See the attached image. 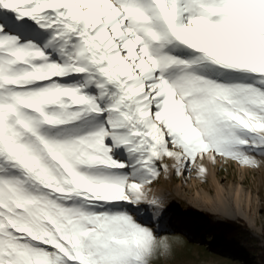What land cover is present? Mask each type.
Returning <instances> with one entry per match:
<instances>
[{"label": "snow or ice", "instance_id": "6c2138e0", "mask_svg": "<svg viewBox=\"0 0 264 264\" xmlns=\"http://www.w3.org/2000/svg\"><path fill=\"white\" fill-rule=\"evenodd\" d=\"M206 159L264 167V0H0V264H167Z\"/></svg>", "mask_w": 264, "mask_h": 264}, {"label": "rangeland", "instance_id": "374dc122", "mask_svg": "<svg viewBox=\"0 0 264 264\" xmlns=\"http://www.w3.org/2000/svg\"><path fill=\"white\" fill-rule=\"evenodd\" d=\"M204 165L208 169L206 179L198 178L195 173L177 177L173 172L167 177L162 174L152 187V197L164 198L161 207L165 212L157 226L165 235L182 241L175 257L167 264H264L260 260V256H264V167L251 169L223 159L213 164L206 159ZM213 173H216V178L212 176ZM237 197L250 221L239 215L228 218L211 211V207H216L236 212L239 210ZM248 202L249 207L246 205ZM190 206L202 212L203 216L199 219L186 216L190 215L185 213ZM183 216L185 224L181 227L176 221ZM145 219L148 217L145 216ZM225 220L236 221L243 230L249 232V239L245 237L243 242L237 244V248L248 243L257 246L258 252L253 259L239 260L243 257L234 251L236 247L217 246L214 243L212 225Z\"/></svg>", "mask_w": 264, "mask_h": 264}, {"label": "trees", "instance_id": "16d2710c", "mask_svg": "<svg viewBox=\"0 0 264 264\" xmlns=\"http://www.w3.org/2000/svg\"><path fill=\"white\" fill-rule=\"evenodd\" d=\"M185 213H189L196 216H203V213L197 210L194 207H188L185 210ZM214 228V243L217 246L226 245V246H233L234 251L243 259L238 258L239 260H251L253 259L254 255L258 252L257 246H252L250 243L246 244L245 246H241L237 248V244L244 241L245 237L246 240L249 238V232L242 229V226L233 220H225V221H218L213 223ZM260 260L264 262V256H260ZM238 261V260H236ZM238 263V262H236Z\"/></svg>", "mask_w": 264, "mask_h": 264}, {"label": "bare ground", "instance_id": "6f19581e", "mask_svg": "<svg viewBox=\"0 0 264 264\" xmlns=\"http://www.w3.org/2000/svg\"><path fill=\"white\" fill-rule=\"evenodd\" d=\"M211 164H213V163L211 162ZM212 176L214 178H216V173H213ZM214 182L216 183V185H218V181L216 179H214ZM207 202L208 203L210 202V198L207 200ZM236 205H237V209H239V210H237V211H239V213L237 211L236 212H228L226 210H222V209L216 208V207H211V211L213 213L220 214V215H222L224 217H228V218H235L237 215H239V216L245 218L246 220L250 221L247 213L242 210L241 200L238 197L236 198ZM246 205H247V207H249V202L246 203ZM186 216L194 217L197 219L200 218V216H196V215H192V214L186 215ZM184 218H185V216H183L182 218H177L178 220L176 221V223L178 225H180L181 227L184 226V224H185L184 220L182 221V219H184Z\"/></svg>", "mask_w": 264, "mask_h": 264}]
</instances>
